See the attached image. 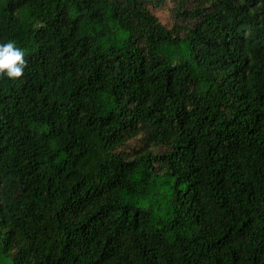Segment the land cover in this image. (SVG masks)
<instances>
[{"label":"trees","instance_id":"obj_1","mask_svg":"<svg viewBox=\"0 0 264 264\" xmlns=\"http://www.w3.org/2000/svg\"><path fill=\"white\" fill-rule=\"evenodd\" d=\"M0 264H264V0H0Z\"/></svg>","mask_w":264,"mask_h":264},{"label":"clouds","instance_id":"obj_2","mask_svg":"<svg viewBox=\"0 0 264 264\" xmlns=\"http://www.w3.org/2000/svg\"><path fill=\"white\" fill-rule=\"evenodd\" d=\"M26 67L25 53L15 41L0 43V77L19 80L24 76Z\"/></svg>","mask_w":264,"mask_h":264}]
</instances>
